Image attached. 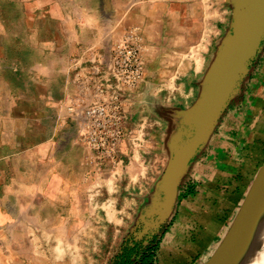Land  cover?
<instances>
[{
    "label": "crops",
    "instance_id": "crops-1",
    "mask_svg": "<svg viewBox=\"0 0 264 264\" xmlns=\"http://www.w3.org/2000/svg\"><path fill=\"white\" fill-rule=\"evenodd\" d=\"M28 1L24 12L30 17L29 31L45 32L34 37L33 46L45 48V54L51 55L47 62L50 67L43 70L58 81L53 89L46 85L38 104L34 99L27 101L29 115L43 107L52 113L55 124L58 113L62 118L68 112L65 100L75 94L74 59L86 66L96 64L98 74L90 89L100 88L102 95L113 93L121 97L129 129L119 156L126 154L125 160L130 161L123 170H116L117 178L124 180L123 186L117 187L119 191L135 193V198H78L81 185L75 174H70L68 167L54 164L62 154L54 150L52 132L32 128L34 144L27 154L0 151V263L6 257L12 264H141L152 252L151 264H204L227 232L264 163V106H259L264 104V84L259 93L252 95L245 112L235 105L229 118L219 122L205 147L191 159L178 186L172 214L164 222L157 221L155 216L148 219L144 208H152L160 201L158 185L174 149L181 111H187L200 93L203 71L226 32L220 36L218 33L214 46H208L198 69L184 64V82L175 100L167 104L159 94L151 92L155 90L151 71L161 58V48L156 20L149 16L158 17L160 10L150 9L145 0ZM3 26L0 24V29ZM129 38L139 48L145 63V74L135 88L121 87L112 73V48ZM250 86L253 89L254 84ZM4 96L5 86L0 78L2 129ZM12 101L15 111L17 104ZM144 111L149 114L145 118ZM64 128V133L78 136L79 121L69 119ZM144 128L158 129L154 152L144 151V143L152 145V139L144 142ZM132 129L140 130L134 134ZM132 142L140 144L144 154L132 151ZM2 143L4 136L0 131ZM82 149L75 147L70 154L77 158L76 166L85 150L91 154L88 148ZM42 164L44 167H40ZM8 168L12 178L5 183ZM81 188L82 194L88 189L85 184ZM37 193H44L45 198L37 201ZM75 193L76 198H72ZM38 221L44 225L40 232ZM145 223L148 227L144 232ZM46 225L50 227L47 229ZM21 232L28 239L25 248L19 242Z\"/></svg>",
    "mask_w": 264,
    "mask_h": 264
},
{
    "label": "rangeland",
    "instance_id": "rangeland-1",
    "mask_svg": "<svg viewBox=\"0 0 264 264\" xmlns=\"http://www.w3.org/2000/svg\"><path fill=\"white\" fill-rule=\"evenodd\" d=\"M145 1L148 3L150 9L157 8L160 10L158 17L149 16V19L156 20L157 26L155 30L159 36L161 48V58L156 63L154 72L152 73L151 71V80L154 83L153 85H155V90H151V92L159 94L161 96L159 97L161 99L164 98L168 104L171 100H175L179 87L184 82L181 78L185 74V71H183L185 70L184 64L189 63L192 67L195 66L198 69L207 53L208 46L213 43L214 39L229 30L233 6L230 2L231 0H229V3H225L224 0ZM27 7H29L28 0H0V24L4 25L0 29V78H2L3 85L5 86V96L2 103L3 108H5V120L3 121V129L2 125L0 127L1 136H4V143L0 145V151L11 155L14 153L25 155L32 149V144H34V142L31 143L34 138L30 136L33 133L32 128L43 133L52 132L53 136L50 141L55 143L54 150L56 153L62 154V157L58 156L57 161L54 162V164L56 163L55 166L59 167L63 165L64 167H68L69 173L75 174V178L80 182L79 185L82 187V184H85L88 187L82 194V188L79 186L78 198H82L83 195L85 199L94 198L96 200H111L114 198L134 199L135 193L124 190L119 191L117 187L120 184L123 186L124 180H122V177L120 179L117 178L118 172L116 170H123L130 161L129 159L125 160L126 154L119 156L123 143L112 159L101 157L92 151L89 154L85 150L84 157L80 158L78 166H76L75 159L77 158L70 155L75 147H83V151L84 148H87L80 136L79 129H77L78 136L75 137L72 132H63L68 120L76 119L75 113L69 112L68 108H75L80 97V79L77 72L80 73L82 69L84 71L86 65L82 62L79 63L78 58L74 59L72 64L74 67L73 72H75V94L72 98L70 96H68L69 98L67 97L64 106L65 111L69 113L64 112L62 118L60 117V113H58L55 124L51 116L52 113L43 107L36 114L31 113V116L29 115L26 107L27 101L34 99L38 104V101L43 97L46 85L49 89H53L57 86L58 81L43 70L45 67L46 70L50 67L48 65L50 63L47 62L51 59V55L45 54V48L33 46L34 37L36 35L43 36L45 32L34 33L29 31V27L31 26L30 17L24 12ZM222 38V36L219 38L213 54H215ZM128 41L136 46L135 43L131 42L130 38ZM212 46H214V43ZM208 66L203 73L206 72ZM246 77L244 80L247 81L242 82L243 86L239 87L234 99L229 103L225 110L226 112L224 111L219 122L225 118H229L230 111H232L236 104L238 110L245 112L246 107L252 102V95L256 92L259 93L261 85L264 84V43ZM249 83L250 85L254 84L253 89L250 85H247ZM247 86L248 89L246 90L245 87ZM197 97L198 93L195 95L191 105ZM12 99L17 104L15 111H13V106H11L13 103ZM259 106H264V104L261 103ZM168 107L166 106L165 112L168 111ZM161 109L162 107L159 106L158 112ZM147 114V111H144V118L147 117ZM29 119L32 121L29 122ZM139 130L132 129L133 133L139 132ZM157 130V128L152 131L150 128H144V142L152 139V145L144 143V151L154 152L156 150L154 147L157 144ZM167 131H165V134H167ZM130 146L132 151H138L136 154L141 155L143 153L141 151L143 147L141 148L140 144L132 142ZM40 167H44V164ZM7 173L4 177L5 183L10 180V176L12 178V171L9 168L7 169ZM77 173H79L78 177H76ZM92 185L96 188H93ZM36 195L37 201L45 198L44 193H37ZM72 198H76V193L73 194ZM108 209L111 210L110 208ZM147 209L144 208V214ZM132 214L134 216L137 214V208L133 209ZM21 227L23 228V225ZM46 227L48 229L50 226L46 225ZM42 228H44V225L38 221L37 232H40ZM19 242L23 248L28 246V239L27 237L24 238L22 232ZM6 252L5 256L7 255ZM241 259L242 256L238 257L232 264ZM0 264H12V262H7L6 257H4V261Z\"/></svg>",
    "mask_w": 264,
    "mask_h": 264
},
{
    "label": "water",
    "instance_id": "water-1",
    "mask_svg": "<svg viewBox=\"0 0 264 264\" xmlns=\"http://www.w3.org/2000/svg\"><path fill=\"white\" fill-rule=\"evenodd\" d=\"M230 28L221 39L197 99L181 111L174 149L158 185L160 201L144 216L164 222L173 211L177 189L191 159L207 144L215 127L234 99L264 43V0H231ZM264 192V163L221 242L204 264H232L259 235L242 231L248 209ZM148 224H144V232ZM261 238V237H260Z\"/></svg>",
    "mask_w": 264,
    "mask_h": 264
},
{
    "label": "built area",
    "instance_id": "built-area-1",
    "mask_svg": "<svg viewBox=\"0 0 264 264\" xmlns=\"http://www.w3.org/2000/svg\"><path fill=\"white\" fill-rule=\"evenodd\" d=\"M143 58L137 45L123 41L112 48V73L122 87L135 88L145 74ZM98 74L96 64L80 71V97L76 107H69L79 121L80 136L93 153L112 159L128 135L121 97L111 93L102 95V89H90Z\"/></svg>",
    "mask_w": 264,
    "mask_h": 264
},
{
    "label": "bare ground",
    "instance_id": "bare-ground-1",
    "mask_svg": "<svg viewBox=\"0 0 264 264\" xmlns=\"http://www.w3.org/2000/svg\"><path fill=\"white\" fill-rule=\"evenodd\" d=\"M251 229L259 236L248 245L241 254L242 259L235 264H264V192L252 208L248 209L244 219L242 231Z\"/></svg>",
    "mask_w": 264,
    "mask_h": 264
},
{
    "label": "trees",
    "instance_id": "trees-1",
    "mask_svg": "<svg viewBox=\"0 0 264 264\" xmlns=\"http://www.w3.org/2000/svg\"><path fill=\"white\" fill-rule=\"evenodd\" d=\"M152 252H150L149 253V255H148V258H144L142 261H141V264H151L150 263V258H152L151 256H152ZM123 258H125L126 259V256L125 257H123ZM128 258V257H127ZM121 264H126L125 262H123V263H121ZM128 264V263H127Z\"/></svg>",
    "mask_w": 264,
    "mask_h": 264
},
{
    "label": "flooded vegetation",
    "instance_id": "flooded-vegetation-1",
    "mask_svg": "<svg viewBox=\"0 0 264 264\" xmlns=\"http://www.w3.org/2000/svg\"><path fill=\"white\" fill-rule=\"evenodd\" d=\"M145 251V250H144Z\"/></svg>",
    "mask_w": 264,
    "mask_h": 264
}]
</instances>
